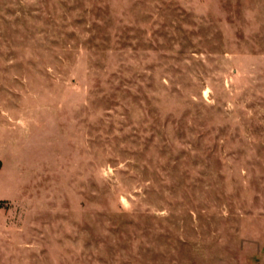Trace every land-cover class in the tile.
Returning <instances> with one entry per match:
<instances>
[{"label":"rangeland","instance_id":"rangeland-1","mask_svg":"<svg viewBox=\"0 0 264 264\" xmlns=\"http://www.w3.org/2000/svg\"><path fill=\"white\" fill-rule=\"evenodd\" d=\"M0 264H264V0H0Z\"/></svg>","mask_w":264,"mask_h":264}]
</instances>
